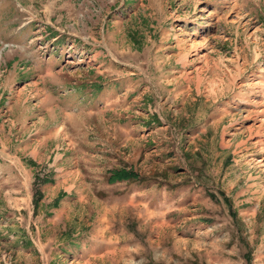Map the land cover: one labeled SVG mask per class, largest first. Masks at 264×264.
Listing matches in <instances>:
<instances>
[{
	"label": "rangeland",
	"instance_id": "obj_1",
	"mask_svg": "<svg viewBox=\"0 0 264 264\" xmlns=\"http://www.w3.org/2000/svg\"><path fill=\"white\" fill-rule=\"evenodd\" d=\"M260 159L264 0H0V264H264Z\"/></svg>",
	"mask_w": 264,
	"mask_h": 264
},
{
	"label": "bare ground",
	"instance_id": "obj_2",
	"mask_svg": "<svg viewBox=\"0 0 264 264\" xmlns=\"http://www.w3.org/2000/svg\"><path fill=\"white\" fill-rule=\"evenodd\" d=\"M258 162H259V165L264 166V159H260L258 160Z\"/></svg>",
	"mask_w": 264,
	"mask_h": 264
}]
</instances>
